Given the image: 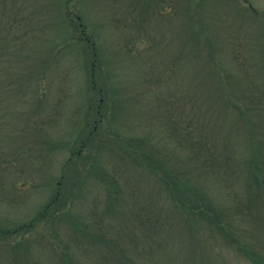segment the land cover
<instances>
[{"label": "trees", "instance_id": "16d2710c", "mask_svg": "<svg viewBox=\"0 0 264 264\" xmlns=\"http://www.w3.org/2000/svg\"><path fill=\"white\" fill-rule=\"evenodd\" d=\"M97 4V27L136 22L113 60L75 0H0V264H209L217 245L264 264V10ZM70 53L88 79L77 107L54 88ZM106 61L134 73L130 92ZM32 190V216L3 213Z\"/></svg>", "mask_w": 264, "mask_h": 264}, {"label": "rangeland", "instance_id": "374dc122", "mask_svg": "<svg viewBox=\"0 0 264 264\" xmlns=\"http://www.w3.org/2000/svg\"><path fill=\"white\" fill-rule=\"evenodd\" d=\"M97 1V0H96ZM96 1L88 2V0H75L74 7L78 9V11L83 13V20L85 23L88 24L89 30L94 32V38L96 40L97 45L99 46L101 53H104L105 58H110L111 60L114 59L115 54V47L116 44H126V42H135L136 35L131 37L129 32H133L138 34V32L134 29L136 26V22L132 21V15L129 16L127 20H123L121 24H119L118 28H115L117 24L110 23V19L108 24L102 27H97L98 24H101L99 20L100 16L97 14L98 6L96 5ZM115 0H108V7H107V17H113V7H114ZM255 6L258 10H264V0H255ZM98 17H97V16ZM100 15V14H99ZM99 19V20H98ZM132 21V22H131ZM125 27V28H124ZM96 29V30H95ZM117 29V30H116ZM150 27L147 25L146 27V34L149 33ZM123 30V32H122ZM90 31V32H91ZM122 32V33H121ZM121 33V34H120ZM129 34V36H127ZM124 40V41H123ZM139 41V40H138ZM121 42V43H120ZM115 45V46H114ZM144 45L143 47H145ZM79 53V52H78ZM169 55L172 54V48L169 46L168 50L166 51ZM87 56H90L89 54ZM83 56H79L77 53H70L67 57L60 56L59 61L57 62L58 69L56 70L54 88L55 89H62V95L72 96V100L69 103L70 106H78L83 103V99L85 98L86 93V84L88 79L86 77V71L83 65ZM108 62L109 68L112 71L114 85L113 88L116 90H122L127 93L129 91V81L130 75L134 74L131 71L120 69L119 64L113 65L112 63ZM130 94V93H128ZM77 99L74 100L73 99ZM64 153V152H63ZM61 154L57 156L55 164L52 166V170L55 174L59 172L61 162L65 154ZM31 197L29 201L25 204L12 206L9 208V205H6L2 208L3 213L8 211H13V217L18 215L21 218H26L32 216L35 213L36 209L41 206L45 201V195L41 194L39 191L32 190ZM209 264H251L247 260L241 258L239 255L235 254L233 250L222 246L217 245L215 247V252L212 257L209 258Z\"/></svg>", "mask_w": 264, "mask_h": 264}]
</instances>
